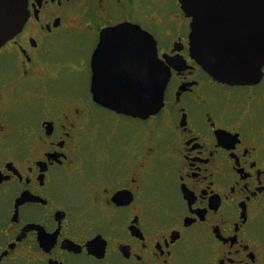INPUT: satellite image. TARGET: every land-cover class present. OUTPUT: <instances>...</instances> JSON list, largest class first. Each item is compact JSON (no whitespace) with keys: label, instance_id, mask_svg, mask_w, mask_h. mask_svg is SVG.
I'll return each mask as SVG.
<instances>
[{"label":"flooded vegetation","instance_id":"flooded-vegetation-1","mask_svg":"<svg viewBox=\"0 0 264 264\" xmlns=\"http://www.w3.org/2000/svg\"><path fill=\"white\" fill-rule=\"evenodd\" d=\"M27 9L0 47V264H264V67L255 84L214 80L190 55L191 19L180 8L163 49L149 0ZM128 23L154 37L170 71L144 119L90 92L94 56L101 84L142 60L109 31ZM61 49L88 74L79 101L53 90ZM95 108L117 115L113 130Z\"/></svg>","mask_w":264,"mask_h":264},{"label":"water","instance_id":"water-1","mask_svg":"<svg viewBox=\"0 0 264 264\" xmlns=\"http://www.w3.org/2000/svg\"><path fill=\"white\" fill-rule=\"evenodd\" d=\"M178 2L184 15L191 19L190 55L206 73L214 80L229 85H248L260 81L264 67V0ZM28 15L27 0H0V47L22 30ZM109 31L118 40H128L126 45L129 48H135L134 54L126 53L128 56H140L142 60L134 64L131 62L125 76L116 75L115 72L112 84H101L94 56L90 87L94 102L136 118L144 119L156 114L163 104L170 71L163 61L160 63L158 60L154 37L129 23ZM139 39H145V49L142 46L140 51L136 43ZM122 46L116 44L119 50L115 54L119 57ZM139 69L141 76L137 80L136 72L139 73ZM144 69L147 74L150 72V80L144 81Z\"/></svg>","mask_w":264,"mask_h":264},{"label":"rangeland","instance_id":"rangeland-1","mask_svg":"<svg viewBox=\"0 0 264 264\" xmlns=\"http://www.w3.org/2000/svg\"><path fill=\"white\" fill-rule=\"evenodd\" d=\"M149 0L151 9L150 21L162 22V36H159L162 41V48L165 49L167 43L172 39L176 27L181 25L183 15H180V7L177 0ZM162 4V5H161ZM136 14L141 13L142 8L136 7ZM169 15V17L167 16ZM154 26L155 24L152 23ZM152 26V27H153ZM79 57L78 53L61 49L55 55V58L60 62L58 70V80L55 82L53 90L56 94L65 96L74 101H79V98L89 94V84L87 81V73L80 65H74L73 59ZM97 115L104 120L103 130L111 131L116 123L117 115L109 111L95 108Z\"/></svg>","mask_w":264,"mask_h":264}]
</instances>
